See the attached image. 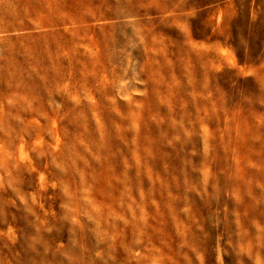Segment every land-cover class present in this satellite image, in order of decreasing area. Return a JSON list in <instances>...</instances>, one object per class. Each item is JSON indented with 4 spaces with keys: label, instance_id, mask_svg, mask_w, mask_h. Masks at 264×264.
Here are the masks:
<instances>
[{
    "label": "rangeland",
    "instance_id": "1",
    "mask_svg": "<svg viewBox=\"0 0 264 264\" xmlns=\"http://www.w3.org/2000/svg\"><path fill=\"white\" fill-rule=\"evenodd\" d=\"M263 257L264 0H0V264Z\"/></svg>",
    "mask_w": 264,
    "mask_h": 264
},
{
    "label": "bare ground",
    "instance_id": "2",
    "mask_svg": "<svg viewBox=\"0 0 264 264\" xmlns=\"http://www.w3.org/2000/svg\"><path fill=\"white\" fill-rule=\"evenodd\" d=\"M238 115V114H237ZM235 116V115H234ZM136 117V116H135ZM213 118V117H212ZM202 120V119H201ZM121 123V122H120ZM128 125V124H127ZM209 128V127H208ZM238 129V128H237ZM211 130V129H210ZM219 135H220V133H219ZM131 136V135H130ZM174 149V148H173ZM234 157V156H233ZM217 167V166H216ZM232 167H233V165H232ZM239 170V169H238ZM237 170V171H238ZM214 173V172H213ZM247 173V172H246ZM245 173V174H246ZM231 177V176H230ZM231 180V179H230ZM194 185V184H193ZM219 186V185H218ZM260 186V185H259ZM228 192H230V191H228ZM162 193V192H161ZM252 194V193H251ZM171 202V201H170ZM248 206V205H247ZM218 208V207H217ZM140 217V216H139ZM150 218V217H149ZM98 219V218H97ZM151 219V218H150ZM148 220V219H147ZM147 220H146V222H147ZM191 220V219H190ZM142 223V222H141ZM248 223V222H247ZM191 225V224H190ZM259 225V224H258ZM145 226H146V224H145ZM192 226V225H191ZM253 226H254V224H253ZM257 226V225H256ZM146 228V227H145ZM247 228V227H246ZM255 229V228H254ZM257 229V228H256ZM187 236V235H186ZM195 243V242H194ZM187 249V248H186ZM222 253V252H221ZM178 254H181V252L179 251L178 252ZM186 254H187V252H186ZM220 254V253H219ZM222 255V254H221ZM220 258V257H219ZM264 258V257H263ZM178 264V263H177Z\"/></svg>",
    "mask_w": 264,
    "mask_h": 264
}]
</instances>
